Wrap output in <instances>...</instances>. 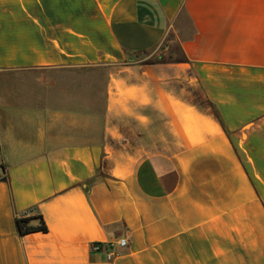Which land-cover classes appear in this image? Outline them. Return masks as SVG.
<instances>
[{"label": "crops", "instance_id": "crops-1", "mask_svg": "<svg viewBox=\"0 0 264 264\" xmlns=\"http://www.w3.org/2000/svg\"><path fill=\"white\" fill-rule=\"evenodd\" d=\"M0 264H264V0H0Z\"/></svg>", "mask_w": 264, "mask_h": 264}, {"label": "trees", "instance_id": "trees-1", "mask_svg": "<svg viewBox=\"0 0 264 264\" xmlns=\"http://www.w3.org/2000/svg\"><path fill=\"white\" fill-rule=\"evenodd\" d=\"M140 55H145L144 53L142 54H131L128 56V61L129 62H138ZM177 62H186L187 59L183 55L182 51L180 50V57L175 60ZM165 62L162 57H158L156 60L148 61L146 62L147 64H155V63H162ZM32 221H36L37 225L32 226L30 223ZM16 229L18 232V235L23 237L27 236L29 234L33 233H47V227L44 223V220L42 218V215L40 213H36L34 215H28L25 217L17 218L16 219Z\"/></svg>", "mask_w": 264, "mask_h": 264}, {"label": "rangeland", "instance_id": "rangeland-1", "mask_svg": "<svg viewBox=\"0 0 264 264\" xmlns=\"http://www.w3.org/2000/svg\"><path fill=\"white\" fill-rule=\"evenodd\" d=\"M158 57H162L165 61H175L180 57V48L177 42H173L169 44L168 50L164 52H156L154 54L147 53L145 55H140L139 61H152L158 59Z\"/></svg>", "mask_w": 264, "mask_h": 264}, {"label": "built area", "instance_id": "built-area-1", "mask_svg": "<svg viewBox=\"0 0 264 264\" xmlns=\"http://www.w3.org/2000/svg\"><path fill=\"white\" fill-rule=\"evenodd\" d=\"M127 245V242L125 239H119L116 242H110V243H94L90 245V250L92 252H101L105 251L106 253V259L111 260L114 256L113 254V248L118 247L120 249L125 248Z\"/></svg>", "mask_w": 264, "mask_h": 264}]
</instances>
